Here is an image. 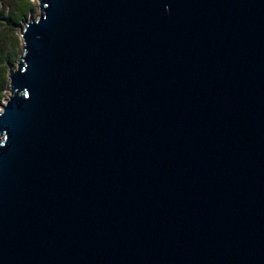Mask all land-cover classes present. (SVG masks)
<instances>
[{
	"label": "water",
	"instance_id": "water-1",
	"mask_svg": "<svg viewBox=\"0 0 264 264\" xmlns=\"http://www.w3.org/2000/svg\"><path fill=\"white\" fill-rule=\"evenodd\" d=\"M0 101V264H264V0H37Z\"/></svg>",
	"mask_w": 264,
	"mask_h": 264
},
{
	"label": "trees",
	"instance_id": "trees-1",
	"mask_svg": "<svg viewBox=\"0 0 264 264\" xmlns=\"http://www.w3.org/2000/svg\"><path fill=\"white\" fill-rule=\"evenodd\" d=\"M32 10V0H0V101L4 98V89L7 86L8 64L13 62L14 56H18L20 51V48L16 51L13 34L15 25H19Z\"/></svg>",
	"mask_w": 264,
	"mask_h": 264
},
{
	"label": "rangeland",
	"instance_id": "rangeland-1",
	"mask_svg": "<svg viewBox=\"0 0 264 264\" xmlns=\"http://www.w3.org/2000/svg\"><path fill=\"white\" fill-rule=\"evenodd\" d=\"M32 2H33V5H34V10H32V11H29L28 13H27V15L25 16V18L28 16V14L29 13H31L33 16H35L37 13H38V10H39V8H38V3H37V0H32ZM23 20H24V18L22 19V21L19 23V25H15V29H14V31H13V34H14V36H15V45L17 46L16 47V51L18 52V50H19V48H20V46H21V42H22V39L20 38V36L18 35V26H20L21 25V23L23 22ZM17 54V53H16ZM17 56V55H16ZM16 56H14V60H13V62L12 63H9L8 64V66H13V64L15 63V57ZM7 85H8V79H7ZM7 86H6V88L4 89V96H5V94L7 93Z\"/></svg>",
	"mask_w": 264,
	"mask_h": 264
}]
</instances>
